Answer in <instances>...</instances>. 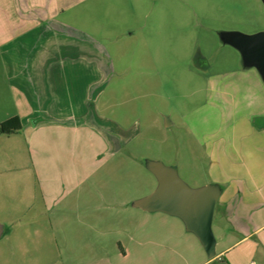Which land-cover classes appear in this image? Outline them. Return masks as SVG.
I'll return each instance as SVG.
<instances>
[{
  "label": "rangeland",
  "instance_id": "1",
  "mask_svg": "<svg viewBox=\"0 0 264 264\" xmlns=\"http://www.w3.org/2000/svg\"><path fill=\"white\" fill-rule=\"evenodd\" d=\"M61 1L58 20L91 36L109 62L96 101L108 123L77 128L75 156L69 138L40 145L22 131L0 138V264L91 263L106 254L109 262L123 225L113 215L123 213L119 203L155 189L156 163L196 188L212 181L208 151L219 147L217 167L240 165L237 137L257 133L249 124L260 109L251 105L260 103L253 97L264 75L229 36L264 32V0ZM80 193L96 199L103 231L98 250L85 252L82 242L78 253L87 221L58 216L74 212Z\"/></svg>",
  "mask_w": 264,
  "mask_h": 264
},
{
  "label": "crops",
  "instance_id": "2",
  "mask_svg": "<svg viewBox=\"0 0 264 264\" xmlns=\"http://www.w3.org/2000/svg\"><path fill=\"white\" fill-rule=\"evenodd\" d=\"M61 3L0 0V124L19 117L30 145H40L45 138L58 142L69 138L73 151L68 154L75 156L80 140L77 128L108 123L98 116L96 101L98 85L109 70V62L98 58L97 43L91 36L58 20ZM255 91L258 95L253 98H259L260 103L253 101L251 106L260 109V115L249 125L257 133L237 137V155L242 163L217 167V147L208 151L214 159L209 169L212 181L196 188L184 181L194 189L212 186L218 194L211 228L213 255L180 217L139 205L159 185L151 171L157 180L155 189L119 203L123 213L113 215L121 218L123 225L116 230L121 237L105 264L115 260L121 264H264V88L255 87ZM240 120H245V116ZM114 130L124 138L123 128L114 125ZM15 135L18 133L0 138L10 140ZM220 153L223 158L229 156L224 150ZM33 163L36 167L39 162ZM170 168L179 175L176 168ZM86 197L80 193L74 200V212L58 216L60 220L72 217L77 222L87 221L84 238L77 230L81 236H77L73 250L78 253L82 242L85 252L98 250L97 235L103 231L97 225L98 203L92 195ZM242 243L250 245L235 250ZM65 247L66 252L70 251V246ZM101 249L105 254L104 246ZM106 256L91 263L74 264H104Z\"/></svg>",
  "mask_w": 264,
  "mask_h": 264
},
{
  "label": "water",
  "instance_id": "3",
  "mask_svg": "<svg viewBox=\"0 0 264 264\" xmlns=\"http://www.w3.org/2000/svg\"><path fill=\"white\" fill-rule=\"evenodd\" d=\"M229 39L243 51L246 61L256 64L264 75V32L254 36L234 34ZM151 170L159 185L139 205L150 211H163L180 217L212 256L214 237L211 228L218 198L215 188H191L179 177L176 170L165 168L161 163H156ZM4 233L5 226L0 223V239Z\"/></svg>",
  "mask_w": 264,
  "mask_h": 264
},
{
  "label": "trees",
  "instance_id": "4",
  "mask_svg": "<svg viewBox=\"0 0 264 264\" xmlns=\"http://www.w3.org/2000/svg\"><path fill=\"white\" fill-rule=\"evenodd\" d=\"M23 129L19 117L11 118L0 124V135H13L21 132Z\"/></svg>",
  "mask_w": 264,
  "mask_h": 264
},
{
  "label": "built area",
  "instance_id": "5",
  "mask_svg": "<svg viewBox=\"0 0 264 264\" xmlns=\"http://www.w3.org/2000/svg\"><path fill=\"white\" fill-rule=\"evenodd\" d=\"M251 264H254V263H251Z\"/></svg>",
  "mask_w": 264,
  "mask_h": 264
}]
</instances>
